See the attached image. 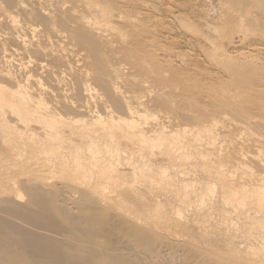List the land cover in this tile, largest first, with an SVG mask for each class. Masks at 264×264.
<instances>
[{"label":"bare ground","instance_id":"obj_1","mask_svg":"<svg viewBox=\"0 0 264 264\" xmlns=\"http://www.w3.org/2000/svg\"><path fill=\"white\" fill-rule=\"evenodd\" d=\"M263 1L264 0H262V4L259 0H248V4L243 1L246 5L239 12V19L242 21V24L244 23L245 25H247L250 23L251 25H256L257 20L255 22V19L259 15L264 14ZM4 2L6 4V7L5 9L0 10V154L3 151H8V153L16 152V149L17 151H21L22 153L32 151L34 156L43 157L46 160L47 164L51 165V163L58 162L61 163L59 168L57 167L58 169H60L61 167L62 171L63 169H65L66 171L70 170L69 173H72L74 176L80 175L81 184L85 185L88 188L79 190V187H77L76 189L78 190L76 191L75 186H73L74 191L68 193L66 191H63L64 189L61 190L58 187H44L46 186L45 184L43 186L44 188H40V186L30 185L28 186V188H26L25 196L27 195V197L25 198L26 202L24 203L22 200L24 198L18 195L10 196L11 194L9 193L10 191L12 193L13 188L8 186L7 181H0V264H167V258L166 263L162 262L160 260V253L155 252L157 249L155 247L151 248V246H149L151 239H148L150 237H148L146 233L148 231L157 229V226L155 225L153 227L147 226V228H140L141 226L138 227L137 224L138 222H142V216L146 214V205L143 204V201L138 200V198L142 199L145 197H149L148 201L150 200V202H152L154 205V208L152 209L157 212L161 209L162 206L160 198L157 196L152 197V192L141 189L139 185L142 186L145 183H148L147 185H149V183H152V185L155 184V186L156 184L161 185L160 183L162 182V180H170L171 177L169 172L171 170H177V173L180 177L183 175L187 177V179L183 177L182 180V184H184V191L186 194L188 189L191 190L193 188V184H198L196 182L199 181H193L191 185L187 183V180L191 181L192 174L195 173L196 168H200L198 165L190 164L189 162L193 158H200L205 160L209 157V155H205L204 153L199 152L200 148H202L199 143L203 141L202 138L205 135L204 133H206V135L208 136L210 135V139L211 136L212 138L215 136L214 134H212L213 131L202 128L205 124L209 123V119H204L205 115L206 117H210V115L213 116V114L215 113L216 116V112H214L216 111V109L212 108V111L214 110L212 113L210 111L211 108L208 106L210 108V110L208 108V110L210 111L208 113L210 115H207L208 113L206 112V110V113L204 112L203 118L202 116H200L202 113L195 116L196 113L193 110L194 108L192 109V106L190 104H187V102H189V98H186V102L185 100L183 102L186 103V106L188 105L187 108L189 107V105L191 107H189L190 109H187L188 112H185H187L188 115L189 110H193L194 115H185L186 117L183 116L181 118L180 124L174 125L172 123L173 120L170 122V117L159 119L157 117H154L155 113L151 114V112L153 111L152 108L155 107V101L150 100L149 102H143L141 101L143 98H141L140 100V98H131L129 96V93H127L126 90L131 91L135 87H128V84L125 85L126 80L130 77L134 79L135 74L132 73V69L135 70L136 68H138V70H140L139 66L142 65L140 64V62L139 64L135 63L134 65H137V67L135 68L133 64L131 65L132 61L128 59V57L130 56L133 47H135L136 45L140 46V44H142L141 35L144 34V32L148 33V29H146V31L144 32L140 30L142 32L141 35L139 34L140 31L135 33L137 31L136 27H140L142 26V24L137 26V24L140 23L138 21L139 19L137 20V17L135 15H131L129 11H127V8H129L128 6L134 4L132 0H5ZM144 4L143 6H147L146 4ZM252 5L255 7V10H251ZM124 9H127L125 10L127 12H124ZM19 17H23L24 23H21L19 21ZM226 17L229 18V15ZM226 17L224 18L226 19ZM114 19H120L119 22L121 24L119 22V24H116L117 21H114ZM199 19L200 18L197 19L198 22L201 21ZM136 22L137 24L135 26ZM236 23L233 25L238 24ZM227 24L224 26H227ZM206 25V27H208V24ZM261 26L263 27V25ZM2 27L4 30L1 29ZM123 27H126L124 28L125 30L128 27L127 30H129L130 28L131 32L132 30L133 32L129 35L128 31L127 33L123 31ZM142 27L138 29H142ZM210 27L212 26L210 25L208 28ZM230 27L231 26H229V29ZM259 27L260 26H258L257 28L259 29ZM262 27H260L259 29L260 33H256L257 31L255 32V30L251 31V33H254V36L257 35L258 37H260V39L249 40L251 43L249 46H255L256 44H258V41L264 42V32H261ZM27 29L32 33L33 39H31L30 42L26 44L23 39L24 35L19 36V33ZM216 29L217 28H215L214 31H216ZM240 29L242 28L240 27ZM247 29H245V31L243 32L242 30L238 31L240 32V42L242 43V45L246 44L247 38L245 35L250 32V28L248 30ZM233 30L236 31L237 29L235 28ZM112 31H117L118 38L123 42L122 46H120L116 50H112L110 47L112 44V41L110 40L114 35L113 32L110 36ZM153 31L154 30H152V33ZM232 31H230L231 35ZM192 32H194V35L191 34ZM191 33V36H194L193 38H195L196 42H203L208 45L209 43L212 44V41H209L210 38L206 36L209 33L203 34L198 30L191 31ZM128 35L131 37L132 42L127 41V38L129 39ZM144 35L142 36L145 37ZM107 37L111 39L107 41ZM114 39L116 38L114 37ZM121 41L120 43H122ZM12 42L17 44L18 47H22V49L24 50L23 54H25V57L27 59L26 64L22 63L20 64L19 68H13L14 70L11 69L13 65L10 63V61L13 59L11 58L12 56L10 55V61H8V57H4V55H6L5 53H7L6 49L11 45ZM114 43L113 44L115 46L116 42ZM211 44L210 46L212 48ZM229 45H231V47L235 46V44H232V41ZM107 46H109L110 50H107L109 49L107 48ZM198 47H201V45ZM66 48H76L77 51L75 52L77 55H75L74 51H70ZM213 51H217L216 48L215 50L212 49L211 52ZM82 52L84 55L81 58L80 53ZM211 52L207 54L210 56ZM152 53L153 52H151V55H149L150 60H153L151 58ZM237 53L238 54L233 53V55L230 56L227 54L226 50H223L220 53L221 55L219 54L220 56L218 57V60L221 59V62H223L224 60L225 65H227V69H224L223 67L225 65L218 62L217 59L213 60L211 59V56L208 57V59L212 60H210V62L217 61L218 63H220L218 64L216 62L217 66H220L222 64L220 66L222 68H220L221 71L224 69L223 71L229 70L232 73L237 72L234 74L235 76L229 74L230 77L232 76L235 78L239 73V77L237 76V78H235V81L236 79H238L237 81H240L239 78L243 76L245 77L246 73H243V76H241L240 74L244 72L245 68H247L248 70V68H250L249 65L253 66L251 67L253 70H256V67L254 65H256V60H260V56L259 58L255 56H258L260 51H258V55H255L254 52V54L250 56L249 54L246 55L242 52ZM244 53L246 52L244 51ZM70 54L76 56L75 58H77V60H92L93 64H98L96 65V67H99V70L97 68V71H100V75H95L93 73V77H98H96L97 87L102 92V97L99 96L98 90L92 87V85L90 84L88 74L85 75V73L72 68L73 63L71 62L72 58ZM154 54L157 55V52H154ZM1 56H3L4 58H1ZM21 57L23 56L21 55L20 58ZM214 57L217 58V55ZM133 58L135 60H142V58ZM127 60L131 62H129L128 64ZM260 61L259 64H261ZM239 63L242 66H240ZM171 64L169 63V65ZM83 65L85 64L83 63ZM88 65L91 66L92 64L90 65L88 63ZM243 65L245 66V68H243ZM246 65L248 66L246 67ZM8 66L10 69H8ZM256 66L258 67L257 70H259L261 65L258 66L257 63ZM73 67L75 66L73 65ZM96 67L94 68L95 71ZM263 67L264 65L261 67V71H264ZM82 68H85V66ZM249 70L247 72L250 73L252 71V75L253 73L257 72V70ZM229 71L228 73H230ZM91 72L94 71L91 70L90 73ZM224 73L226 74V72ZM261 73L263 74V72ZM248 76L250 77L251 75ZM262 76L263 75H261V79L257 83L260 86L264 85V76ZM123 77H125L126 80ZM136 77L139 78L138 75ZM122 78L125 80V83ZM131 78L127 81V83L129 82L131 84ZM141 78H146V72L145 76L142 75ZM148 79L149 80H147V78L144 79L145 82L142 81V85L148 83V81L153 79L155 81V78ZM119 80H122L120 82L124 83L122 85L123 87L120 86ZM43 81L45 83H43ZM137 81L140 82L141 80L139 79L135 82L133 81L134 84ZM153 82H149V84ZM240 82V85L239 83L236 85H239L241 87V84L244 82H242V80ZM250 82L253 83L251 80ZM234 83L237 82H232L230 84L232 85ZM251 83L245 82L241 88L248 84L245 89L252 90L250 88ZM153 84L156 83L154 82ZM124 85L126 88H131V90L124 88ZM142 85L139 84L137 86H139V88L141 89H147V86H149L147 84L142 88ZM151 85L152 84H150L149 89ZM236 85H233L234 89L237 87ZM44 86L47 87V89L44 91V94H39V90H41V88H43ZM154 86L156 88V85ZM154 86H152L153 89ZM173 86L174 85H172L171 87ZM225 86L226 85H224V88ZM233 86H227L226 90H224L229 91L223 93H228L227 95H229V92L234 93L235 90L231 91ZM221 87V90H223V86ZM122 89L126 90L124 91ZM162 89L159 93H164L167 90L166 89L165 91H162ZM262 90L263 89H261V92L264 93V90ZM55 91L58 93V95L54 94ZM75 91H78V93L75 94ZM142 91L144 92L145 89L141 90L140 92ZM147 91L148 90H146V92ZM146 92H144L145 95H147ZM150 92L151 89L148 91L149 95H151ZM152 92H154L157 97L158 95H162L163 99L165 97L164 94H166L167 97L168 95L172 97V95H170L169 93L167 94L166 92L164 94H158L157 92H155V89ZM132 93L135 94V91ZM95 94H97V96H95ZM175 95L179 96L176 93ZM233 95L235 94H232L230 98L226 99V102H228L229 100L231 101ZM236 95L238 96L237 93ZM143 96L141 94V97ZM167 97L164 99L165 104H169V101L166 100ZM223 97L224 99L227 98L225 95H223ZM254 97L257 96L254 95ZM95 98H101V103H94L93 99ZM181 98L183 99V97ZM181 98L179 99L181 100ZM163 99L160 100L163 101ZM168 99L171 101L172 98ZM175 100L176 99H174V101ZM174 101H171L170 104L172 105ZM177 101L179 100H176L174 103H176ZM224 101H221L222 107L225 108L226 106L225 110L229 109V112L236 114L237 111L234 109L236 108V106V109L240 107H238V105L235 106V104L233 105V102H231L232 104H230L229 101L228 103L232 108H234L233 106H235V108L232 109L228 103L225 102L228 106L226 104L224 105L222 103ZM260 102H262V100ZM260 102H258V104ZM189 103L196 106L195 103ZM168 104L165 106H168ZM176 104L179 105L181 103ZM181 105H183V103ZM198 106L203 107L204 105H202V103L200 102V105ZM260 106L263 107V105L261 104ZM197 107V110L201 109ZM241 107L242 108L238 110L239 113L240 110L245 111L246 108L245 107L243 109V106ZM166 108L169 109L168 107ZM183 108L186 107H182L183 113L185 114ZM230 109H232L233 111H231ZM197 110L196 112H198ZM222 110L220 109V111ZM224 111L222 112L226 113ZM261 111V113L264 114L263 108H261ZM180 112L182 113L181 110ZM229 112L226 113L227 116H229ZM242 113H240V115ZM237 114L235 116H237ZM243 115L244 114H242L241 116ZM245 115V117H235V119H237L234 121L236 122L238 119H240L238 120L240 122L241 118H244L245 120H242L246 121L245 124H247L248 128L249 126H252L254 124V122L252 121H254L255 119L253 120V117L251 118L252 115L250 116L247 112ZM255 115L254 117H256L257 119V116L259 114H257L256 116ZM220 116L221 118L223 117L222 115ZM232 116L234 118V115ZM229 118H231L232 120L231 116H229ZM260 120L261 119L259 117V122L262 123V127H264V122ZM247 122H249V124ZM210 123L217 124V121L213 119L210 120ZM256 123L257 122L255 121L254 127L252 126V128L249 129L254 130V128H257V126H261L260 123L259 125H256ZM144 125H149L150 127H155L161 130H164L165 128H168L170 126L181 128V125L189 126L190 129L183 130L181 132L177 131L172 135V132L170 133L169 131H161L160 133H158V130L155 129L147 130ZM213 127L217 126L215 125ZM260 129L262 130V133H260L264 134L263 129ZM255 130V135L256 137H258L257 135L260 134L258 133L260 130ZM153 134L156 135L154 136ZM261 134L259 137L262 136L264 138V136ZM215 137L213 138L214 141L217 140V138L215 140ZM208 138H206V140ZM209 141H211L212 143V139ZM190 142L194 143V153L189 152V146H191ZM258 151L260 163H262V165L264 166V151ZM197 163L199 164L200 162L198 161ZM50 165L47 166L49 167ZM242 168L245 169V167ZM206 169V166H202V168H200V170L204 173H206ZM221 171H224V169H222ZM221 171L220 174L219 172H216L214 176L225 177L226 175L221 174ZM126 172L128 173V175L126 174ZM188 176H190L191 178H189ZM50 180L51 178L48 180V182ZM157 180L159 181L157 182ZM172 181L173 180H171V182L169 181L170 184H175ZM262 181H260V185H257L253 189L248 186L245 187L246 185L244 186L242 184V190L230 191V197L228 196V199L234 204V207L236 208L235 211L237 210V207L242 208L241 212L243 213V215L247 214L244 219H246V221L249 220L250 223L253 222L251 226L255 224V227H250L248 225L250 229H256L258 226H261V228H263H258V232H254L255 230H249V234L251 236L250 238L252 239V241H250L253 244L251 245L250 249L252 250L253 248H256L255 251L256 255H258L257 257L264 259V178ZM40 185H43V183ZM209 185H207V190L211 195V192L215 190L216 185ZM159 187L160 186H158V189ZM173 188L174 187L172 186V189ZM162 190L164 191L165 189L163 188ZM186 194H184L183 196H185ZM4 195L8 196L4 197ZM75 195H78V197L75 198ZM213 195L214 194L212 193L211 198ZM133 199L135 201L137 199L138 201L142 202L140 204L137 202L139 205L133 204V206L135 205L134 207H136V212L129 213V215L133 216V219L131 221L129 219L122 218H120V220L119 218L113 220L115 218V214L113 216V214L111 213V216V214L108 213L107 209L110 202L116 203L117 205L115 206V208L121 209L124 205L130 204V201ZM144 201L146 202V199ZM80 203L81 205L82 203H84V206L81 207ZM200 203L204 207L202 198ZM72 205H74V207L75 205L78 206V208L76 207V212L73 210L74 207ZM235 205H237V207ZM190 206H192V203ZM190 206L188 207L190 208ZM231 206L233 207V205ZM200 208H202V206H200ZM180 212L182 211L180 210L179 213L177 211L176 214L178 215H175L177 216V218L181 215ZM126 214L127 213H125V215ZM182 216H184V214ZM106 218L108 220H106ZM110 219L113 220V222L110 221ZM116 220L118 221L116 222ZM258 261L260 262L261 260L259 259Z\"/></svg>","mask_w":264,"mask_h":264},{"label":"rangeland","instance_id":"obj_2","mask_svg":"<svg viewBox=\"0 0 264 264\" xmlns=\"http://www.w3.org/2000/svg\"><path fill=\"white\" fill-rule=\"evenodd\" d=\"M4 1L5 0H0V10L5 9V7H6V4ZM132 1L134 2V4L128 6L129 7V8H127L128 10L124 9V12L129 11V13L131 15H135L137 17V20L139 19L138 21L140 22L139 24H137V22H138L137 21L135 23V26H136V24H137V26L142 24V26L145 29L144 30L142 26H140V27L138 26V27H136L137 31L135 30L136 31L135 33H137L140 30L144 32V31H146V29H148L147 30L148 33L144 32L145 35L144 34H142V35H144L145 37H143L141 35L142 32L141 31L139 32V34L142 37V42H141L142 44H140V46L136 45L135 47H133V50L131 51V54L128 57V59H130L132 61L131 62V61L127 60L128 64H129V62H131V65L133 64V66L136 68L137 65L135 66L134 64L135 63L139 64V62H140V64L143 67L139 66L140 70H138V68H136L135 70L132 69V73L135 74V78H137L136 77L137 75L139 78H137V79L134 78L135 79L134 80L133 78L130 77L132 80L131 84L129 82L127 83V81L130 78H128L126 80V78L123 77V78H125L126 83H125V80L122 78V80H124L125 85L128 84L127 85L128 87L129 86L135 87L132 89L133 90L132 91L131 88H128V87L126 88L124 85V88L131 90V91H127L125 89L126 92L129 93V96L131 98L136 97L137 99L140 98V100H141V98H143L141 100L143 102H145V101L149 102L150 100L155 101V107L152 108L154 112L152 111L151 114L155 113L154 117H157L159 119L160 118L163 119L164 117H170V122L173 120L172 123L174 125L181 123V118L183 116L186 117L185 115H187V112H188L187 109L191 106H192V109L194 108L193 110L196 113L195 116L200 115L202 113L200 115V116H202V118H203L204 112L206 110H207L206 111L207 113L210 111L213 113L214 110L212 111V108L216 109V111H214V112H216V116H215V113L213 114V116L208 113L207 115H210V117L209 116L206 117V115H205L204 119H207V120L209 119V123L205 124L202 129H208V130L213 131L212 134H214L216 136L215 137L213 135L215 137V140L217 138V140L214 141L213 140L214 137L212 138V136H211V139H212V143H211V141H209V140H211L210 135L208 136V135H206V133H204L205 134L204 136L205 137L207 136L206 138H208V137L209 138L206 140V138L203 136V138H204V139L202 138L203 141H201V143H199L202 148H200V150L199 149L198 150L200 153H204L205 155L206 154L209 155V157L206 158L205 160L200 159V158H198V159L193 158L190 160V162H189L190 164H196L200 168H202V166H206L207 169L205 170L206 173H204L200 170V168H196L195 173L192 174L193 180L192 179H191V181L187 180V183H189V185H191V183L193 181H199L200 182V183L196 182L198 184H193L194 186L192 185L193 188L191 187L192 188L191 190L188 189V191H187V194L189 193L188 195L184 191V184H182L183 177H185L186 179H187V177L185 175L180 177L179 174L177 173V170H171L169 172L170 177H171L170 180H168V179L162 180V182L160 183L161 185L156 184L157 187L155 186V184L152 185V183L151 184L149 183L150 187H149V185H147L148 183H145L142 186L138 184L139 187H141V189H144L145 191L152 192V197H156V196L159 197L161 204H162L161 209L158 210V212H157V211H154V209H152V208H154V205L152 202H150V200L148 201L149 197H145L142 199L138 198V200L143 201V204H145L147 207V208L145 207L146 214L144 216H142L143 217L141 219L142 222L137 223L138 227L141 226L140 228H147V226H151V227H153L155 225L157 226L156 227L157 229L148 231L146 233L148 235V237H150L148 239L149 240L151 239L150 240L151 245L149 244V246H151V248L155 247L157 249L155 252L160 253V256H161L160 260L162 262L166 263V258H167V261H168L167 264H176V263L177 264L178 263H180V264H264V259L257 257L258 255H256V251H255L256 248H253L252 250L250 249L251 245H253V244L251 242L252 239L250 238L251 236L249 234V230L250 231L255 230L254 232H256V231L258 232V230H257L258 228H260V229H263V228H261V226L260 227L258 226L256 229H254V228L250 229V227H255V224L253 226H251L253 224V222L251 221L252 223H250L249 220H247L248 221L247 222L246 219H244L247 214L243 215V213L241 212L242 208H239V207H237V205H235L237 207V210L235 211L236 208L234 207V204L228 199L230 197V191H241L242 190L241 187L243 185L244 186L246 185L245 187L248 186V187L253 189L257 185H260V181H262L264 178V166L262 165V163H260V159L258 156L259 155L258 150L264 151V138L262 136L259 137L260 134L262 133V130L260 128H262L263 132H264V127H262V123L259 122V117L264 122V120H263L264 114L261 113L262 112L261 108H263V112H264V102H263L264 101V95H263L264 93L261 92V89L264 90V85L260 86L259 84H257L259 82V80L261 79V75L264 76V71H261L262 70L261 67L264 65V42L258 41L257 42L258 44H256L255 46H249L251 44L249 40L260 39V37H258L257 35L254 36V33L253 32L251 33V31L255 30V32L257 31L256 33H258L260 27H262L261 25H263V27H264V16H263L264 14L259 15L255 19V22L257 20V22H256L257 27L260 26L258 29L256 27V25H254L253 23L252 24L254 26L251 25L250 23H249L250 25L249 24L245 25L244 23L242 24V21L239 19V12L242 10V8H244V6L246 4L249 3L248 0H243V1H245L246 4H244V2L242 0L241 1H239V0H144V1L143 0H132ZM259 1L262 4V0H259ZM144 3L147 6H143ZM254 8L255 7L252 5L251 10H255ZM125 10H127V11H125ZM223 15H224V17L229 15V18H231L232 21L228 17H226V19H225L223 17ZM237 17H238V19H237ZM198 18H200L199 19V20H201L200 22H198V20H197ZM18 19L21 23H24L23 17H19ZM223 19L225 20V22ZM119 20L114 19V21H117L116 24L120 23ZM227 20L228 21L230 20L231 22L229 21V23H228ZM236 20H237L238 24L236 23ZM141 22H143V23H141ZM223 22L226 24L228 23L227 26H224L226 24H224ZM235 23L237 25H233ZM239 23H240V25H239ZM206 24H208V27L211 25L214 29L212 27H210V28L206 27L207 26ZM248 25H249V27H248ZM135 26H134V28H135ZM229 26H231L230 29H229ZM233 26H235V27H233ZM141 27L143 30L138 29ZM240 27L242 29H240ZM254 27H256L257 29ZM263 27L261 28L263 30V31L261 30V32H264ZM124 28H126V27H123V31H125L126 33L128 31L129 35H130V33L133 32V30L131 32L130 28H129V30H127L128 27L126 30ZM215 28H217L216 29L217 32L214 31ZM235 28L237 29L236 31L233 30ZM247 28L248 29L250 28V32H249L250 34L247 33L245 35L247 38V41H246L247 46H246V44L242 45V43L240 42V34H239L240 32H238V31L242 30V32H243ZM1 29L4 30L3 27ZM152 30H154L153 33H152ZM194 30L201 31L203 34H207L211 31L206 36H208V38H210L209 41H212V44L209 43V45H208V44L203 43V42H196L195 38H193L194 32L191 33V31H194ZM230 31H232V35H231ZM113 32L114 31L111 32L110 36L112 35ZM116 32L113 33L114 35L112 36L113 37L112 39L107 37V41H109L110 39H111L110 41H112V44L110 46L112 50L118 49L123 44V42L117 36L118 32L117 33ZM154 32H155V34H154ZM190 33L193 35L191 36ZM20 35H24L23 39H24L26 44L28 42H30L31 39H33V35L30 31H28V29L20 32L19 36ZM114 37L116 39H114ZM120 41L122 43H120ZM127 41L132 42L130 36H129V39L127 38ZM231 41H232V44H235L234 47H231V45H229V44H231ZM248 41H249V43H248ZM114 42H116L115 46H114V44H115ZM198 43H199V45H198ZM259 43H261V44H259ZM210 44L212 45V48H211ZM200 45H201V47H198ZM112 47L113 48L116 47V48L113 49ZM202 47H203V51H202ZM107 48H109V46H107ZM215 48L217 51H213L214 53L211 52L212 49L215 50ZM217 48H220V49H217ZM66 49H68L70 51H74L75 55H77L75 52V51H77L76 48H74V49L66 48ZM257 49H258V51H260L259 55H258ZM6 50H7V53H9V54L5 53L6 52L5 51L4 53L6 55H4V57L5 56L8 57L7 58L8 61H10L11 58H13L10 61V63L13 65L12 68L10 65L11 69H13V68L16 69V67L19 68L20 64H22V63L26 64L27 63V59L25 57V54H23L24 50L22 49L21 46L18 47L17 44L12 42L11 45ZM107 50H110V48ZM223 50H226L227 54L230 56H232L233 53L238 54L237 52H239V53L242 52L243 54H246V55L249 54V56L253 55L255 52V55H258L255 57L259 58V56H260L259 59L261 61L256 60V65H257V63H258V66L261 65L259 70H257L258 67L256 65H254L256 67L257 72H258V73L257 72L253 73V75H255V76L252 75L251 70H253V69L251 67H253V66H250V65H249L250 68H248V70L250 69L249 71H251L250 73L247 72L248 70H247V68H245L244 65H243V68H245L244 72H242V73L240 72L241 76L244 75L243 73H246V74H245V77L243 76L244 78L240 76L241 78H239V80L240 81L242 80V82H244V83L245 82L251 83L250 82V80H251L253 82L250 84L251 85L250 88L252 90L245 89V87H247L248 84L247 85L245 84L246 86L241 88L244 83H242L241 87H240L239 85L241 82L237 81L238 79H236V81H235V78H237V76L239 77V75H238L239 73L234 78L232 76L230 77L229 74L234 75L237 72L232 73L228 70L230 72V73H228L227 70L223 71L227 67V65H225L224 60H223V62H221L222 61L221 59L218 60V57L221 55L220 53ZM244 51L246 53H244ZM151 52H153L152 56H151V58L153 60L149 59L150 58L149 55H151ZM154 52L155 53L157 52V55L154 54ZM209 52H211V54H210L211 59H213V60L217 59L218 62L225 65V66L223 65L224 69L222 71H221L222 68L220 67L222 64L220 66L219 65L217 66V64H216L217 61L210 62L211 59L210 60L208 59V57H210L208 55ZM215 52H217V53H215ZM251 52H253V53H251ZM19 53L20 54L22 53L21 55L23 57L20 58L21 55ZM80 54H81V58H82V56L84 55L83 52ZM236 54H234V55H236ZM212 55H214V56L217 55V58H215ZM4 57L1 56V58H4ZM75 57L76 56L71 55V58H72L71 62L73 63L72 68H74L77 71H81V72L85 73V75L88 74L89 79H90V84L92 85V87H94L98 90L99 96L102 97L103 94L97 87V78L98 77L97 76L93 77V73L95 75H100V71H97V68L99 70V67L98 66L96 67V65H98V64H96V63L93 64L92 60L91 61L90 60L89 61L88 60H77V58H75ZM133 57L142 58V60H135ZM212 57H214V58H212ZM178 60H179V62H178ZM208 60H209V62H208ZM259 61L261 64H259ZM76 62H78V63H76ZM82 62L85 65H83ZM87 62L90 65L92 64L91 65L92 68H91V66L88 65ZM171 62H172V64H171ZM169 63L171 65H169ZM211 63H213V64H211ZM220 63H218V64H220ZM8 64H9V62H8ZM73 65L76 68L73 67ZM239 65H240V63H239ZM84 66H85V68H82ZM240 66H242V65H240ZM247 66L248 65H246V67ZM95 67H96V71L94 70ZM255 67H254V69H255ZM10 68L8 66V69H10ZM218 68L219 69L221 68V69L219 70ZM91 70H93L94 72L90 73ZM143 70H145V71H143ZM256 70H253V71H256ZM259 71H260V74H259ZM86 72H88V73H86ZM140 72H142V73H140ZM145 72H146L147 80H149L148 78H155V81L153 79V80L148 81V83H145V84L143 83L144 85H142V81L145 82L144 79H146V78H141V76L142 75L145 76ZM162 72H163V75H162ZM224 72H226V74ZM261 72H263V74ZM247 73H248V75H251V76L249 77L247 75ZM139 75H141V76H139ZM254 77H255V79H258V80H255ZM94 78H96V79H94ZM232 78H234V79H232ZM139 79L141 80L140 81L141 83L139 81H137L134 84V82L136 80H139ZM122 80H119V82ZM153 81L156 84H153L154 83ZM157 81L159 84L157 83ZM149 82H153V83H150V84H152L151 87L156 85L157 90H156L155 86H154V89H155V92H157L158 94H164L166 92L167 94L169 93L170 95H172V97H170L169 95L167 97L166 94H164L165 97L163 96L164 99L167 97L166 100L169 101V104L167 103V101H166V103L168 104V106H165L167 104H165V100L162 98V95H158V97H157L156 94L154 92H152V91H154L153 87L152 88L150 87V89H151L150 94L151 95L148 94V91L150 90L149 89V86H150ZM224 82H226V83H224ZM232 82H237L234 84L236 85L239 83V85H236L237 87L235 86L236 88L234 89V86H233L234 84H232V85L230 84ZM43 83H45V82L43 81ZM124 83L120 82V86L123 87L122 85ZM137 83L141 84L142 88H143V86L145 87L147 84L149 85V86H147L148 87L147 89L143 88V89H145L144 92H146V90H148L146 92L147 95H145V93L143 91L140 92L143 89L139 88V86H137L139 84H137ZM49 85H51V84H49ZM158 85H160V86H158ZM172 85H174V86L171 87ZM224 85H226L225 88H224ZM157 86L161 89L163 87L164 90L162 89V91H165L166 89L167 90L164 93H159L161 91V89H159ZM221 86H223V90H221L222 89ZM227 86H229V87L233 86V88L232 89L230 88V89H231V91L235 90L236 93L238 94V96L236 95L235 91H234V93L229 92L230 96L227 95L228 93L224 94L223 92L229 91V90L225 91ZM166 87H168V88H166ZM176 87H177V89H176ZM257 88H259V89H257ZM46 89H47V87L44 86L43 88H41V90H39L38 93L44 94V91ZM253 89H254V91H253ZM256 89H257V91H256ZM122 90H124V89H122ZM49 91H50V89H49ZM134 91H135V94L132 93ZM136 91H138L139 93ZM251 91H253L254 93ZM76 93H78V91H75V94ZM175 93L178 94L179 96L183 97V99L181 97L175 95ZM54 94L58 95V93L56 91L54 92ZM139 94H140V97H139ZM141 94H142V96L145 95L146 97L145 96L141 97ZM232 94H235V95H233V97H232L233 99L231 98V101L229 100L230 104H232L231 102H233V105L234 104H235V106L238 105V107H240L238 109H236L237 106L235 108V106H233V105L232 106L235 109L232 108L231 105L228 103L229 102L228 100H227L228 102H226V99L230 98ZM250 94H252V95L254 94L257 97H254V95L252 97V95H250ZM223 95H225L227 98L224 99ZM249 95L251 96V98ZM95 96H97V94H95ZM159 96H161V97H159ZM184 97H185V99H184ZM168 98H172L171 101H174V99L179 100L180 102L177 101L176 103H181V104L183 103V105H181V104L178 105V104L174 103L176 101L175 100L172 103V105L174 106L173 107L170 104L171 101ZM179 98H181V100ZM186 98H189V102H192L193 104L195 103L196 106L187 102V104L191 105V106L189 105V107L187 108L188 105L186 106V103H185ZM234 98H235V100H234ZM254 98H256V99H254ZM160 99H163V101ZM184 100H185V102H183ZM261 100L263 103L260 102ZM187 101H188V99H187ZM199 101L202 103V105H204L203 107L198 106V105H200ZM221 101H224V102H222L224 105L226 103H228L232 109L236 110L238 114L236 113V111H235V113L237 114L238 118L245 117L246 112L249 113L250 116L254 113L251 116V118L253 117L252 119L253 120L255 119V120L254 121L251 120L252 122H254V124L252 123L253 125L252 124L251 125L254 127L255 121L257 122L256 125H259V123L261 124V126H257V128H254V130L255 129L260 130L259 132L257 131L258 133L261 132L260 134L257 135L258 137H256V135H255L256 130L254 131L252 129L253 130L252 131L251 129H249V128H252V126H249L247 128V124H245L246 121H244L245 120L244 118H241V121H240L241 123L238 121L240 119L237 120L238 122L237 121L235 122L234 120L237 119V118L235 119V117H237V116H235L236 114L229 112L228 111L229 109L228 110L226 109L227 112L230 113V114L228 113V115L232 117V120H231V118H229V116L226 115V113H227L225 110L226 106H225V108L222 107ZM93 102L96 104H99V103H101V98H95V99H93ZM258 102H260V103L258 104ZM260 104L263 105V107H261ZM164 106H165V109H164ZM175 106H176V108H175ZM184 106L186 107V108H183L184 112L187 111V112H185V114L183 113V110H182V107H184ZM208 106L211 108V110ZM241 106H243V109L246 107L245 108L246 112L244 110H240V113L245 112V113H242V114H244L243 116H241L242 114L240 115V113L238 112V110L242 108ZM166 107H168L169 109H167ZM196 107L201 108V109L204 108L205 110L202 109V111L204 110L202 112L201 109L197 110ZM172 108L173 109L175 108L176 110L175 109L173 110ZM208 108L210 111L208 110ZM138 109H140V108H138ZM177 109H178V111H177ZM220 109L221 110L224 109L225 111L224 110H222V111H224L226 113H223L222 111H220ZM232 109H230V110L233 111ZM163 110H164V113H163ZM180 110L182 111V113L180 112ZM193 110H189V114H190V115L188 114L189 116L194 115ZM196 110L198 112H196ZM165 114H167V115H165ZM217 114H218V117H217ZM255 114L256 115L259 114L258 115L259 117L257 116V119H256V117H254ZM220 115H222L223 117L221 118ZM232 115H234V118ZM212 117H214V118H212ZM220 118H221V120H220ZM213 119L215 121H217V124H213V123L211 124L210 123V120H213ZM242 119H244V120H242ZM249 122H250V120H249ZM249 122H247V123L249 124ZM242 123H244V124H242ZM215 125L217 127H213ZM242 125H244V126H242ZM245 125H246V127H245ZM144 126L147 130L155 129V130H158V133H160L161 131H169L170 133L172 132V135L175 134L177 131L181 132L183 130L190 129L189 126H183V125H181V128H175L174 126H170L168 128H165L164 130H161V129H158L155 127H150L149 125H144ZM146 129H145V131H146ZM156 134H153V135L155 136ZM261 135L264 136V134H261ZM238 136H240V137H238ZM208 142H210V143H208ZM192 143L193 142H190L191 146H189L190 147L189 152L194 153L195 152L194 148H193L194 143L193 144ZM261 148H262V150H261ZM22 154H24V155H22ZM192 157H194V156H192ZM196 158H197V156H196ZM0 160H1L0 161V181H2V180L4 182L7 181L8 186L13 188V190L10 188L12 190V193H11V191L9 193V194H11L10 196L18 195V196L24 198V199H22L24 203L26 202L25 198L27 197V195L25 196L26 188H28V186H30V185L31 186H40V188L41 187L42 188H44V187H47V188L58 187L61 190L64 189L63 191H66L68 193H71L72 191H74L73 186H75L76 191L78 190V189H76L77 187H79V190L88 188L85 185L81 184L80 175L74 176L72 173H69L70 170L66 171L65 169H63V171H62L61 167H60L61 170L58 169L61 163L55 162V163H51V165L47 164L46 160L43 157L34 156L32 151L25 152V153H22L21 151H17V149H16V152H9L8 153V151H3L0 154ZM197 160L200 162L199 164L197 163L198 162ZM47 165H50V166L48 167ZM51 167H52V169H51ZM242 167H245V169ZM47 168L49 170L50 169L51 170L49 171ZM213 168H214V170H213ZM220 168L224 169V171H221L222 169H220ZM46 171H47V173H46ZM220 171H221V174H224L226 176L225 177L224 176L215 177L214 174L216 172H219V174H220ZM72 172H75V171H72ZM224 172H226V173H224ZM45 173H46V175H45ZM71 174L73 177L71 176ZM126 174L128 175L127 172H126ZM207 174H210V175H207ZM76 176H77V178H76ZM188 177L191 178L190 176H188ZM50 178H51V180L48 182V180ZM171 180H173L172 182L175 184H172V183L170 184ZM158 181L159 180H157V182ZM30 182H32L33 185ZM41 182L43 183V185H40V184H42ZM38 183H40V184H38ZM44 184L46 186H44ZM209 184L216 185L215 190L213 192H211V195H212V193L214 194L212 196V198H211L210 192L207 190L208 189L207 185H209ZM158 186L161 187V188L159 187L160 190L158 189ZM172 186L174 187L173 189H172ZM72 188H73V190H72ZM163 188L165 189L164 191L162 190ZM165 191H167V192H165ZM193 192H194V194H193ZM178 194H179V196H178ZM184 194H186L188 197L186 195L183 196ZM1 196H3V195H1ZM7 196L8 195H4V197H7ZM75 196H76L75 198L78 197V195H75ZM223 196H224V198H223ZM201 198L203 199L204 207L200 203ZM145 199H146L147 203L144 201ZM182 199H183V201H182ZM138 200L137 199H136V201L134 199L131 200L130 204L124 205L121 209L115 208V206L117 204L114 202H110V204L107 207L108 213H110V214L112 213L113 216L115 214V216H114L115 218L113 217L114 218L113 220L118 219V218L120 220V218H122V219H129L131 221L133 219V216L129 215V213L136 212V207H134L135 205L133 206V204L142 203ZM185 200H187V201H185ZM190 200H192V201H190ZM191 203H192V206H190ZM143 204H141V205H143ZM138 205H136V206H138ZM194 205H196V206H194ZM231 205H233V207ZM72 206L74 207V205H72ZM80 206L81 207L84 206V203H82V205L80 203ZM112 206H114V207H112ZM188 206H190V208ZM197 206H198L199 210L197 209ZM200 206H202V208H200ZM76 207L78 208V206L75 205V207L73 208L74 211L76 210ZM186 207H187V209H186ZM177 208H178V210H177ZM179 209L182 212H180L181 215L178 216V218H177V216H175V215H178L176 213H177V211L179 213V211H180ZM183 209H184V211H183ZM120 210L122 213L120 212ZM193 211H194V213H193ZM237 211H238V213H237ZM125 213H127V214L125 215ZM112 214H111V216H112ZM183 214H184V216H182ZM111 216H109V217H111ZM181 216H182V218H181ZM109 217H108V219H109ZM108 219L106 218V220H108ZM111 219H110V221L113 222V220H111ZM176 219H178V220H176ZM183 220H185V221H183ZM110 221H109V223H110ZM117 221L118 220H116V222ZM248 225L250 227H248ZM256 226H257V224H256ZM259 232H260V230H259ZM121 235H123V234H121ZM159 250H162V251H159ZM259 259L261 260L260 262L258 261Z\"/></svg>","mask_w":264,"mask_h":264}]
</instances>
